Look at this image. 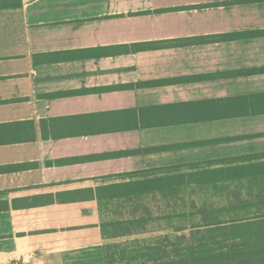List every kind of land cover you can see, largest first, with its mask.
Here are the masks:
<instances>
[{
  "label": "crops",
  "instance_id": "1",
  "mask_svg": "<svg viewBox=\"0 0 264 264\" xmlns=\"http://www.w3.org/2000/svg\"><path fill=\"white\" fill-rule=\"evenodd\" d=\"M0 3V264H126L185 231L144 202L264 169V0ZM215 182L264 201V174Z\"/></svg>",
  "mask_w": 264,
  "mask_h": 264
},
{
  "label": "rangeland",
  "instance_id": "2",
  "mask_svg": "<svg viewBox=\"0 0 264 264\" xmlns=\"http://www.w3.org/2000/svg\"><path fill=\"white\" fill-rule=\"evenodd\" d=\"M244 187L243 184L212 185L200 190L187 187L182 199H170L162 212L160 201L144 202L150 205V214L138 215L136 225L153 232L167 227L170 234L177 228L185 229L181 236L186 239L179 241L181 259L191 264H264L263 234L257 232L255 223L243 225L237 220L238 211L246 212V222L260 218L257 213L263 210L264 201L244 199L247 195ZM240 188L242 194L228 196V192L237 193ZM251 226L256 231L245 239L243 233ZM156 239L159 238L148 243L155 247Z\"/></svg>",
  "mask_w": 264,
  "mask_h": 264
},
{
  "label": "trees",
  "instance_id": "3",
  "mask_svg": "<svg viewBox=\"0 0 264 264\" xmlns=\"http://www.w3.org/2000/svg\"><path fill=\"white\" fill-rule=\"evenodd\" d=\"M17 6V5H16ZM11 7L10 5L0 3V9ZM219 40V38H216ZM260 174H264V169L260 166H249V167H226L221 169H216L212 171H206L202 173H197L190 177H199L196 179H211L210 181L204 183H197L198 185L208 186L215 185V181L228 180L234 181L237 179L243 178H255ZM187 177V176H186ZM193 179V178H192ZM192 183H179V184H163V185H153L156 188L162 187L163 190H169L170 192H174L178 187L182 186H191ZM151 187V185H147ZM186 239L185 236L178 237L176 240H168L167 246H163L160 248L148 249V251H138L135 258H131V262H127L126 264H132V261H136L135 264H191L189 261H182L181 259V249L179 246V241ZM141 255H140V254Z\"/></svg>",
  "mask_w": 264,
  "mask_h": 264
}]
</instances>
